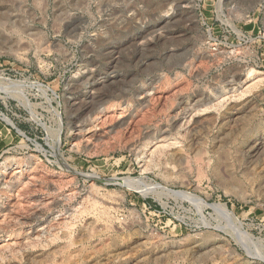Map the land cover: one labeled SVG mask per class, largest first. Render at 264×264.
Masks as SVG:
<instances>
[{
    "label": "rangeland",
    "instance_id": "1",
    "mask_svg": "<svg viewBox=\"0 0 264 264\" xmlns=\"http://www.w3.org/2000/svg\"><path fill=\"white\" fill-rule=\"evenodd\" d=\"M0 264H264V0H0Z\"/></svg>",
    "mask_w": 264,
    "mask_h": 264
},
{
    "label": "bare ground",
    "instance_id": "2",
    "mask_svg": "<svg viewBox=\"0 0 264 264\" xmlns=\"http://www.w3.org/2000/svg\"><path fill=\"white\" fill-rule=\"evenodd\" d=\"M252 71H253V70L251 69V70H250V75H252V74H251Z\"/></svg>",
    "mask_w": 264,
    "mask_h": 264
}]
</instances>
